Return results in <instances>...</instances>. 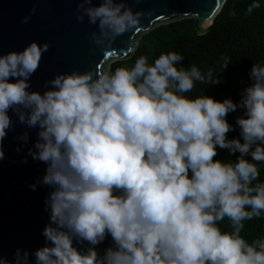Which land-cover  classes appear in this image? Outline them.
<instances>
[{
    "label": "clouds",
    "instance_id": "9594fccd",
    "mask_svg": "<svg viewBox=\"0 0 264 264\" xmlns=\"http://www.w3.org/2000/svg\"><path fill=\"white\" fill-rule=\"evenodd\" d=\"M260 7L252 0L247 14ZM150 14L127 0H78L76 8L77 22L94 26L89 40L106 55ZM49 48L33 39L0 53V160L15 126L11 111L38 129L28 154L46 165L36 183L51 188L45 244L17 248L12 260L0 255V264H31L33 256L35 264H264V238L241 236L245 220L264 214V183H256L264 162V66L253 64L238 102L190 95L196 82L220 83L216 73L229 58L205 74L185 68L175 51L115 70L57 72L41 92L31 77ZM238 108L240 136L229 139L227 116ZM18 139L26 143L28 131ZM217 146L238 152L236 161L215 159ZM225 219L231 231L219 226ZM108 236L112 245L101 254L96 246Z\"/></svg>",
    "mask_w": 264,
    "mask_h": 264
},
{
    "label": "water",
    "instance_id": "95a60500",
    "mask_svg": "<svg viewBox=\"0 0 264 264\" xmlns=\"http://www.w3.org/2000/svg\"><path fill=\"white\" fill-rule=\"evenodd\" d=\"M95 2L98 4L100 0ZM77 3L78 0H0V53L23 49L33 39L50 43L40 67L31 77L32 89L42 92L44 81L57 72L104 69L117 59L130 57L138 48L141 36L161 24L194 17L197 33L205 34L215 24L225 0H127L134 10H150L151 14L142 20L140 31L117 38L112 55H106L90 42L89 33L94 26L87 19L84 23L77 22ZM33 7L36 12L31 14ZM30 14L29 22L22 24L23 17ZM225 38L226 35L223 39H212L210 44L216 45ZM9 115L15 126L3 141L5 157L0 160V255L12 260L17 248L34 251L45 244L42 230L49 221L45 200L51 188L36 183L45 174L46 165L28 154L38 129L19 123L11 111ZM25 131L29 133L26 143L18 139ZM33 183L35 190L30 187ZM87 246L85 243L84 250ZM30 262L35 264L34 256Z\"/></svg>",
    "mask_w": 264,
    "mask_h": 264
},
{
    "label": "trees",
    "instance_id": "16d2710c",
    "mask_svg": "<svg viewBox=\"0 0 264 264\" xmlns=\"http://www.w3.org/2000/svg\"><path fill=\"white\" fill-rule=\"evenodd\" d=\"M261 7L247 14V8L252 0H226L223 8L215 18L213 24L205 34H198L195 28V18L186 17L180 20L161 24L145 32L133 55L128 58L115 60L111 68L131 67L135 60L143 55L148 57L149 63L154 62L161 53L175 51L184 58L181 64L185 68L196 65L203 73L209 69L219 70L224 63L223 57L231 61L226 69L216 73L220 83L207 84L196 82L190 95H207L219 101L231 98L238 102L242 90L250 83L249 73L253 64L264 66V0H259ZM211 45L212 39H223ZM244 110L238 108L229 113L228 122L233 126L227 136L229 139L240 136L237 118ZM242 139V138H241ZM239 153L231 154L227 149L217 146L215 159L235 162ZM251 159V157H248ZM260 176L256 183H264V162L258 163ZM241 236L251 243L255 239L264 238V214L259 218L245 220ZM224 231H231L230 222L225 219L219 222ZM112 245L110 236L97 245L102 254L104 249Z\"/></svg>",
    "mask_w": 264,
    "mask_h": 264
}]
</instances>
